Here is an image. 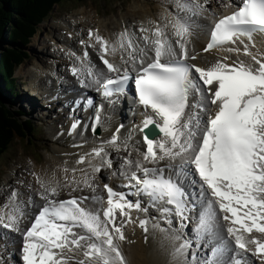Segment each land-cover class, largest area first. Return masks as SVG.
<instances>
[{"label": "snow or ice", "instance_id": "obj_1", "mask_svg": "<svg viewBox=\"0 0 264 264\" xmlns=\"http://www.w3.org/2000/svg\"><path fill=\"white\" fill-rule=\"evenodd\" d=\"M176 6L178 11L169 14L167 23L149 21L152 28L140 29L152 56L146 47L134 43L133 34L127 30L115 41L89 30V40L99 45L100 59L112 75L101 80L91 65L87 74L110 103L114 102L110 99L113 96L125 95L129 81H134L138 103L144 109L139 130L145 148L137 149L134 161L125 157L124 166L131 171L120 174L136 182V195L147 196L152 205L159 206L169 226L175 216L182 228L199 201L196 238L217 241L203 264H252L249 253L264 260V51L252 50L254 34L264 33V0H240L235 10L215 20L203 51L215 49L236 58L224 55L207 68L189 63L196 59L189 48L191 17L204 10V4L176 0ZM169 27L174 42L167 33ZM121 51L127 53V59L121 56L126 65L123 68L106 58ZM241 54L246 59H241ZM87 57L85 52L84 59ZM71 71L81 75V69L73 67ZM81 85L86 86L84 80ZM87 103L91 105L92 100ZM102 107L97 108L93 130L100 123ZM76 127L73 123L72 130ZM119 131L117 128L106 143L116 146ZM103 155V147L94 148L81 155L77 164L87 162L92 173L100 172L101 166L93 165L88 158ZM162 161L167 163L158 167ZM104 163L111 167L110 160ZM79 171L82 176L65 177L64 186L75 185L73 191L86 188L91 196L53 199L61 184L38 178L45 204L26 231L19 228L23 213L18 206L0 210V228L21 232L18 251L22 264H127L121 247L126 241L125 225L137 222L131 216L133 210L147 212V208L140 199L133 202L128 198L130 193L117 192L108 184L103 185L105 198L98 194L94 176L84 169ZM16 196L13 192L11 199L14 201ZM88 200L102 207L89 209L85 204ZM149 224V219L138 220L145 233ZM223 231L228 234V243L223 242ZM172 239L179 241L174 256L184 255L191 247V242L179 234ZM8 242L15 243L0 233V243Z\"/></svg>", "mask_w": 264, "mask_h": 264}, {"label": "bare ground", "instance_id": "obj_2", "mask_svg": "<svg viewBox=\"0 0 264 264\" xmlns=\"http://www.w3.org/2000/svg\"><path fill=\"white\" fill-rule=\"evenodd\" d=\"M154 1L156 2V8L148 6L147 3L143 6L147 12L152 13L150 17L140 16L144 11L135 12L139 7H142L139 1H136L137 3L133 2L125 13L121 12L120 15H116L117 17L121 16L120 20L112 17L108 23L99 18L98 11L92 5H81L66 17L51 21L48 24V31L39 38L38 50L41 56H38L37 59L28 64H22L18 67L17 73L25 77L26 80L23 79L26 82V91L29 93L31 99H33V103L24 100L23 104L27 105L29 109L37 110V118L45 119V122L50 124L51 135L49 140L52 142L50 147L45 149L41 161H36L30 155L22 154L17 160L18 170L16 175L14 174L15 169L13 167L6 176V179L11 184L4 191V205H8L9 207L8 209H4V205L0 200V210L9 211L14 206L19 207L23 213L19 222L21 232L24 231L32 215L40 206L45 204V200L41 198L44 189L38 182V178H42L46 183L55 181L61 184L59 194L52 197L56 200H65L73 195L78 197L92 195L86 188L73 191V188L76 187L75 185L64 186L66 183L65 177L79 179L82 176L79 169H84L89 172L90 176H94L97 192L104 197L103 180L112 184L120 183V179L127 180L125 176L120 174L121 172L130 173L131 171V169L124 166L125 157L134 161L138 158L137 149L140 151L144 150V142L140 141V134L138 132L144 110H140V108L135 106L136 104L127 100L123 106L120 103L117 104L118 106L113 111H111L112 109L101 111L102 119L98 125L99 132H96L91 127L94 116L93 109H87L83 114H87V129L82 130L78 126L74 131V139L72 141H64L63 137L66 135V131H68L67 125L69 122L78 118H84L81 113L82 104H85L84 99H80V104L76 105V109H74L72 104L75 97L81 95L83 92L93 93V89L97 87L96 85H92L94 83L93 78L88 77V66H92L93 72L101 80L111 75L100 59L99 45L95 44L94 40H89V30L98 32L99 35L109 41H115L121 32L127 30L130 34H133L134 43L140 47H146L148 55L152 56L151 46L146 45L144 40H137L133 30L143 37L144 33L140 29L142 27L150 29L154 26L149 21L163 25L171 18L170 13L175 14L178 11L176 0ZM238 1L198 0V2L204 4V10L198 15L191 17L193 35L190 38L189 48L192 50L191 54L196 56L195 60H189L191 63L202 68H207L224 55H230L232 59L236 58L234 54L220 52L215 49L205 53L203 51V31L208 21H211L217 15L234 9ZM228 3H232L233 7L225 8L224 5ZM132 9L134 11H131ZM152 9H155V11ZM125 14H129L126 19L122 16ZM90 23H93V26ZM167 33L174 42L176 38L172 36V29L170 27L167 29ZM81 41H85V43L81 44ZM90 44L94 46L90 47ZM260 51H264V48H261ZM85 52L88 53L86 60L84 59ZM121 56L127 59V53L123 51L117 52L114 56L109 55L106 58L123 68L126 65L122 63ZM240 58L246 59L242 54ZM73 67L81 69V75H73L71 71ZM136 67L138 68L139 64ZM81 80H84L86 86L81 85ZM17 81L16 79L15 83L18 87L20 84L18 85ZM37 86L39 88L41 86L46 87L52 92L49 96H44L42 92L35 91ZM131 107H136L138 110L136 111V108L132 110ZM109 112H112V114L109 117L110 119L106 120L105 116ZM90 113L91 118L89 120ZM120 124H123V127L120 128ZM117 128H120L117 145L113 146L106 143L111 140ZM129 137H131L130 140L128 139ZM125 144H127V149L125 148ZM99 147L105 149V155L102 157H89L88 159L91 160L93 165H100L101 167L107 166L104 162L110 160L111 169L107 166V174L102 173V171L92 173L91 166L87 162L77 164V160L81 155L91 153L94 148ZM118 151L121 152V155H119ZM166 163V161H162L158 167H164ZM148 166L151 167L152 165ZM65 169L68 171L65 172ZM72 169H77V171L73 173ZM112 175H114V179ZM13 192L17 194L14 201L11 199ZM85 204L92 210L95 207L99 209L101 206L92 200L86 201ZM150 212L151 210L147 209L146 215H142L143 212L133 210L131 216L137 222L125 225L124 234L126 241L122 242L121 247L127 264H182V262L184 264L186 261H189L190 264H203L208 259L211 255L210 249L216 245L217 241L213 240L209 242L207 239L202 241L196 238L194 229L197 217L190 220L189 223L183 222L184 227L182 228L180 221L173 222L169 226L167 221L162 218L156 219L155 217L156 220L150 219ZM144 218L150 220L147 233L138 225V220ZM219 223L223 225L225 222L221 219ZM152 225H159V227L154 228ZM21 232H8V230L0 228V233H4L11 241H15V243H0V249L3 250L0 251V253H3L1 254V264H3V255L10 261V264H19L18 250L20 248ZM12 233H14L13 236ZM175 234H179L191 242V247L182 256L173 255L174 247L179 244V241L172 239ZM222 236L223 242L228 243L229 237L226 231L222 232ZM10 247L15 248L16 258H14L12 251H8ZM231 247L235 250L234 244ZM193 254H195V259L193 258ZM226 258L227 256L223 259L226 260ZM249 259L252 264H264V260L259 256H252L251 253H249Z\"/></svg>", "mask_w": 264, "mask_h": 264}, {"label": "rangeland", "instance_id": "obj_3", "mask_svg": "<svg viewBox=\"0 0 264 264\" xmlns=\"http://www.w3.org/2000/svg\"><path fill=\"white\" fill-rule=\"evenodd\" d=\"M136 1H139L140 6L135 12L137 11H144L140 16L144 17H150L152 16V13L147 12L143 6L148 4L150 7L156 8V2L154 0H84L82 2H77L74 0H62L58 3H56L51 10L49 16L45 21H42L38 24L37 30L35 35L28 41L27 44H25L23 47H17L21 51L25 53L24 61L20 64H28L29 62H32L33 60L37 59L38 56H41L38 46L40 39L46 31H48V24L51 21L58 20L59 18H64L67 15L73 13L74 9L81 5L89 6L92 5L97 11L98 16L100 19L104 20L106 23L109 22L110 18L114 17L116 20H120V17H117L116 15H120V13H125L130 7L133 2L137 3ZM155 11V9H152ZM131 11H134L133 9ZM16 14H13L14 19H16ZM125 19L129 16L128 15H122ZM13 19V20H14ZM7 25L11 26L12 21L8 20ZM91 26H93V23H90ZM90 26V27H91ZM91 29V28H90ZM135 38L137 40L143 41L142 36L133 30ZM1 46H5V48H0V56H2L3 52H6L5 50L12 48L14 45L10 42H6L5 40L1 41ZM19 65V66H20ZM18 66V67H19ZM17 69H15V75L18 77L19 82L18 85L20 86L16 93L11 94L10 97L8 96V100L10 101V104L20 111L24 117H28L31 120V123L33 124V133L31 131L26 132L25 137H21L19 135H16L11 143L8 146L7 150H4L3 153L0 154V200L2 201L3 205L5 204V194L4 191L6 188L10 187L11 182H9L6 179L7 174L11 171V169L14 167V174L16 175L18 166H17V160L18 157L22 154H27L32 156L36 161H41L43 159V153L45 149L50 147V144L52 143L49 140L50 137V124L45 122V119L37 118V110L29 109L27 105H24L23 102L26 100L29 103H33V99L29 96V93L26 91L25 87V77L21 74L17 73ZM25 80H24V79ZM93 85V84H92ZM21 92V94H20ZM40 103L39 101H37ZM74 138H68L66 137L63 139L64 141H72ZM119 152V155H121V152ZM120 160V158H118ZM16 167V168H15ZM111 169V167H109ZM107 166L101 167L100 172H104V174H107ZM128 171V170H127ZM111 177V175H110ZM112 178L114 179V175H112ZM103 180V183H106V181ZM14 233H12L13 236ZM20 236V235H19ZM12 251V254L14 258H16V253L14 252L15 248L10 247L8 251ZM0 251H3L0 249ZM2 252L0 253V264H1V258H2ZM3 264H10V261L7 260V258L3 255ZM183 264V262H182ZM184 264H190L189 261H186Z\"/></svg>", "mask_w": 264, "mask_h": 264}, {"label": "trees", "instance_id": "obj_4", "mask_svg": "<svg viewBox=\"0 0 264 264\" xmlns=\"http://www.w3.org/2000/svg\"><path fill=\"white\" fill-rule=\"evenodd\" d=\"M60 1L62 0H0V43L5 40L14 45L0 56V100L9 107L0 105V154L8 149L16 135L25 137L27 131L33 133L31 120L24 119L20 111L11 107L8 96L18 89L14 71L26 57L19 48L30 41L38 24L48 17L54 5ZM13 14L17 15L16 19ZM8 20L12 21L11 26L7 25ZM0 48L5 46L0 44Z\"/></svg>", "mask_w": 264, "mask_h": 264}, {"label": "water", "instance_id": "obj_5", "mask_svg": "<svg viewBox=\"0 0 264 264\" xmlns=\"http://www.w3.org/2000/svg\"><path fill=\"white\" fill-rule=\"evenodd\" d=\"M0 105H3V106H5L6 108H9V107H7V105H6L4 102H2L1 100H0Z\"/></svg>", "mask_w": 264, "mask_h": 264}]
</instances>
